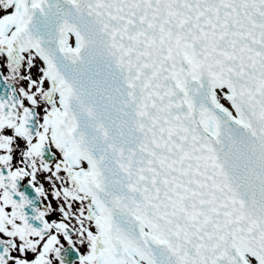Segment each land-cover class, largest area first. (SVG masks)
Here are the masks:
<instances>
[{
  "label": "snow or ice",
  "instance_id": "1",
  "mask_svg": "<svg viewBox=\"0 0 264 264\" xmlns=\"http://www.w3.org/2000/svg\"><path fill=\"white\" fill-rule=\"evenodd\" d=\"M0 264H264V0H0Z\"/></svg>",
  "mask_w": 264,
  "mask_h": 264
}]
</instances>
